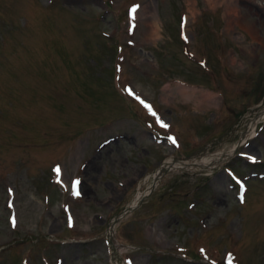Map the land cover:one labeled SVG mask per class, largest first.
<instances>
[{"label":"rangeland","instance_id":"obj_1","mask_svg":"<svg viewBox=\"0 0 264 264\" xmlns=\"http://www.w3.org/2000/svg\"><path fill=\"white\" fill-rule=\"evenodd\" d=\"M263 106L264 0H0V264H113L138 191L121 264H264Z\"/></svg>","mask_w":264,"mask_h":264},{"label":"bare ground","instance_id":"obj_2","mask_svg":"<svg viewBox=\"0 0 264 264\" xmlns=\"http://www.w3.org/2000/svg\"><path fill=\"white\" fill-rule=\"evenodd\" d=\"M143 17H144V13L142 15V11L141 10H137L133 14H131L130 23L133 24V21H136V19L143 20ZM230 61L232 62V60H230ZM202 92H203L204 96H207V98H210L212 96V92H208V91H204V90ZM260 116L264 117V106L262 107V109L258 113L253 115L252 118L247 121V126H246V129H245V132H243L244 133L243 137H246V136L248 137V136H250L252 134V131L254 130L255 121ZM232 151H233L232 147H229L228 149L217 150L213 154H209V155L206 154V156H201L199 158H192V160H190V161H187V160H184V159L177 160V159H173V158H171L169 156V157H167L168 160L164 161L163 164L160 166V168L158 170L160 172L163 167H166L168 169L169 168L173 169V168H176L179 165H184V166L187 165L189 167L190 166H192V167L193 166H210V165H214L215 166V165L220 164L225 158H227ZM157 174H158V172H156V171H153L151 173V175L154 177V182L155 183H156V180H157ZM243 190H244V188H243ZM142 192H140V191L136 192L134 197H133V199L128 204L132 205L141 196V194H143ZM106 237H108V239L110 240V244L109 245H110V249H111V252H112L111 258H112L113 264H121L120 263V257H119V250H118L119 247H118V243H116V241L114 240L113 228H111V227L107 228Z\"/></svg>","mask_w":264,"mask_h":264},{"label":"snow or ice","instance_id":"obj_3","mask_svg":"<svg viewBox=\"0 0 264 264\" xmlns=\"http://www.w3.org/2000/svg\"><path fill=\"white\" fill-rule=\"evenodd\" d=\"M135 10H136V6H134L132 9H130V15L133 14V13L135 12ZM126 91H128L129 94L132 95V92H131L130 89H126ZM137 99H139V97H137ZM141 103H143V101H141ZM145 107L148 108L149 112H150L153 116L156 115L154 112H152L151 107H150L149 105L145 104ZM158 122L161 123V126H162V127H167V125H166V124H163V122H162V121H159V119H158ZM169 139L172 140L173 143H175V140H174L173 138L169 137ZM54 171L57 173V176H58V178H59V172H60L59 167H57L56 169H54ZM77 183H78V182H74V183H73V189H74L73 194H74V195H78V193L75 191V188H76V184H77ZM229 264H231V261H230V260H229Z\"/></svg>","mask_w":264,"mask_h":264}]
</instances>
